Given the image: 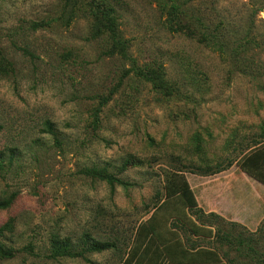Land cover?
Wrapping results in <instances>:
<instances>
[{
  "label": "rangeland",
  "instance_id": "obj_1",
  "mask_svg": "<svg viewBox=\"0 0 264 264\" xmlns=\"http://www.w3.org/2000/svg\"><path fill=\"white\" fill-rule=\"evenodd\" d=\"M61 1L0 0V264H264V0L192 3L224 53L169 31L166 0H110L123 56ZM178 171L195 210L165 197Z\"/></svg>",
  "mask_w": 264,
  "mask_h": 264
},
{
  "label": "trees",
  "instance_id": "obj_2",
  "mask_svg": "<svg viewBox=\"0 0 264 264\" xmlns=\"http://www.w3.org/2000/svg\"><path fill=\"white\" fill-rule=\"evenodd\" d=\"M193 2L200 4L201 0H166L158 5L161 13L166 17L165 25L167 29L173 33L185 36L188 39L196 40L205 46L213 47L219 53H224V51L228 50V45L232 36L229 35V31L227 27H225L223 20L218 19L215 21L212 17L211 19H208V16L196 13V8L192 7ZM77 17H83L89 22V35L91 38L102 39L105 41V46H110L109 48H105L103 52L104 55L112 56L118 54L123 56L125 52L124 46H127V41L121 38L119 18L110 0H62L58 21L63 26H68ZM33 25L35 27H40V24L38 23ZM243 47H241V49ZM47 127L50 133H53L51 126L49 125ZM242 169L244 172L256 177L255 168L242 166ZM217 171H220V169ZM82 173L86 177L104 181L110 187H115V185H130L128 182L116 178L113 174L109 173L106 167L93 166L85 168ZM163 184L166 198L177 194L182 198L189 209H196L197 204L195 197L189 188L185 177L180 171L172 172L169 175L166 174V177L163 179ZM9 205V201H0V210ZM149 230L157 239L155 231L150 225ZM212 237L216 243L226 245L227 247H231L236 243L239 246L243 244L240 239L221 233L219 229L214 230ZM115 239L114 244L118 241L117 237H115ZM110 246L113 247V244ZM189 246L192 247L191 244ZM89 247L90 246H87L86 249H89ZM117 249L116 246V250ZM125 254L126 253H123L114 264H121ZM59 255L62 254L55 250L52 252L51 257L54 258ZM66 255L74 257L81 254H71L70 252H67ZM12 257L13 253L0 244V259H11ZM225 262L226 264L231 263L228 259H226Z\"/></svg>",
  "mask_w": 264,
  "mask_h": 264
}]
</instances>
